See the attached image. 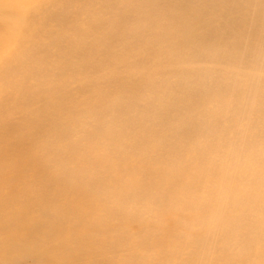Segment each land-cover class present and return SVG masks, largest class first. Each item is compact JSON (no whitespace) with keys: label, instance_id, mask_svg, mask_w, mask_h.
Returning <instances> with one entry per match:
<instances>
[{"label":"bare ground","instance_id":"bare-ground-1","mask_svg":"<svg viewBox=\"0 0 264 264\" xmlns=\"http://www.w3.org/2000/svg\"><path fill=\"white\" fill-rule=\"evenodd\" d=\"M0 40V264H264V0H0Z\"/></svg>","mask_w":264,"mask_h":264},{"label":"rangeland","instance_id":"rangeland-1","mask_svg":"<svg viewBox=\"0 0 264 264\" xmlns=\"http://www.w3.org/2000/svg\"><path fill=\"white\" fill-rule=\"evenodd\" d=\"M10 4H13V3H10ZM2 44H3V40H0V45H1L0 51L2 52V54L5 53L4 56H5V55H8L11 51L14 50V48H10V49H8V50H7V49H4V48L2 47ZM4 56H3V57H4ZM19 264H26V261H25V260H20V261H19Z\"/></svg>","mask_w":264,"mask_h":264}]
</instances>
